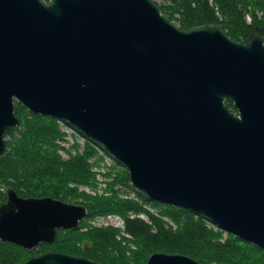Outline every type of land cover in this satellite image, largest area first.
Here are the masks:
<instances>
[{
    "label": "water",
    "instance_id": "95a60500",
    "mask_svg": "<svg viewBox=\"0 0 264 264\" xmlns=\"http://www.w3.org/2000/svg\"><path fill=\"white\" fill-rule=\"evenodd\" d=\"M14 101L100 144L149 200L264 249L261 34L179 28L153 0H0V158L20 125ZM5 193L0 241L28 251L87 216L82 204ZM0 264L103 263L47 250ZM145 264L204 263L153 252Z\"/></svg>",
    "mask_w": 264,
    "mask_h": 264
},
{
    "label": "trees",
    "instance_id": "16d2710c",
    "mask_svg": "<svg viewBox=\"0 0 264 264\" xmlns=\"http://www.w3.org/2000/svg\"><path fill=\"white\" fill-rule=\"evenodd\" d=\"M158 5L179 28L215 23L235 41H243L252 32L264 36V0H162ZM226 103L233 109L230 100ZM14 114L20 125L6 132L8 152L0 158V202L5 201V191L10 187L21 197L49 196L82 204L87 208V216L79 222L78 228L59 229L54 242L40 243L30 251L0 241V261L7 258L23 262L54 250L103 264H145L153 252L183 254L204 264H264L263 248L220 230L200 214L149 200L139 191L140 202L121 198L115 185H129L127 171L107 183L110 194L106 196L87 194L71 187L70 183L96 186V173L91 165L97 160L90 164L88 159L97 156L95 146L100 144L85 137L82 152L75 143L72 155L59 144L64 141V135L58 119L34 113L18 101H14ZM59 149L66 150L67 159L62 158ZM146 202L158 210L157 215L143 207ZM129 212L146 213L150 223L130 217ZM104 213L121 215L125 231L132 238L117 239L119 230L113 227L82 229L87 218ZM162 217H167L175 227ZM123 241L126 242L123 244ZM129 242L135 247L131 248Z\"/></svg>",
    "mask_w": 264,
    "mask_h": 264
},
{
    "label": "rangeland",
    "instance_id": "374dc122",
    "mask_svg": "<svg viewBox=\"0 0 264 264\" xmlns=\"http://www.w3.org/2000/svg\"><path fill=\"white\" fill-rule=\"evenodd\" d=\"M153 1L156 2L157 4L162 3V0H153ZM246 19L249 20V17H247ZM58 124H59L60 131L64 135V141L60 142L59 144L62 147H64L65 149H67L69 152H71L72 155H74L75 149L72 146H73V144L76 143L78 145L77 149L79 150V152H82L83 147H84L83 137L80 135H77L75 130H73L72 128L70 129V127L68 125L60 122L59 120H58ZM57 142H59V141H57ZM65 149H59V154L62 156L63 159L68 158V155H67V152ZM95 160H97L96 163L93 166L91 165V170L96 173L95 178H96L97 183H96L95 187H90L87 185H76L74 183H70L69 185L71 187H77L79 191L86 192L87 194H91V195L97 194V195H105V196L109 195L110 192L107 189V183L111 182L112 179L114 178V176H116V175H118L124 171H127V169L124 168L123 166H121L115 160H112V158H110L107 154L102 153L100 151H98L97 156L88 159V162L90 164H93ZM106 173H108V175H106ZM128 183H129V181H128ZM118 186H121V184L118 183L117 185H115V189L118 190L119 196L121 198L123 197V198L129 199V197H125V195L128 196V193L124 194V192H122ZM133 192H134L135 196H137V198L139 197V200H140V196H138V192L137 191H133ZM132 198H135V197H131V199ZM143 207L153 215H157V213H158L157 212L158 210L155 207H153L151 205V203H148V202L143 203ZM104 214H108V213H104ZM101 215H103V214H97L93 217L87 218L84 222L82 229L86 230L87 228L98 226L96 224H100V219L99 218H98V220H95V219ZM131 215H132V218L134 216H136V217L143 219L145 222L150 223V220H149L146 213L139 212L138 214H134L132 212H129V216H131ZM162 219L167 224L175 227L173 222L170 221L167 217H162ZM116 229L119 230L118 234L116 235L117 239L124 237L121 234V232H124V234L127 233L125 231V225H124V228H116ZM129 236L130 237H125V238L131 239L132 236L130 234H129ZM125 242L126 241H123L122 243L124 244ZM129 246L131 248L135 247V245L132 242H129Z\"/></svg>",
    "mask_w": 264,
    "mask_h": 264
},
{
    "label": "built area",
    "instance_id": "2783aa9c",
    "mask_svg": "<svg viewBox=\"0 0 264 264\" xmlns=\"http://www.w3.org/2000/svg\"><path fill=\"white\" fill-rule=\"evenodd\" d=\"M60 122L68 125L70 127V129L72 128L73 130L76 131V134L77 135H80L83 137V141H85V136L82 135L78 130H76L75 128H73L72 126H70L69 124H67L66 122L62 121V120H59ZM97 151H100L102 153H105L107 154L110 158H112V160H115L108 152H106L101 146H95ZM116 161V160H115ZM122 192H124V194L128 193V196L125 195V197H129V199H131V197H135V198H132L136 201H141L139 200V197L137 198V196H135L134 192L133 191H137L130 183L129 185H121V186H118ZM139 196V195H138ZM132 217V215L130 216ZM96 218V217H95ZM94 218V219H95ZM98 218L100 219V224H96L98 226H95V227H114V228H124V219L121 215L119 214H116V213H108V214H103L99 217H97L95 220H98ZM121 234L124 236V237H130L128 233L124 234V232H121Z\"/></svg>",
    "mask_w": 264,
    "mask_h": 264
},
{
    "label": "flooded vegetation",
    "instance_id": "af4514ba",
    "mask_svg": "<svg viewBox=\"0 0 264 264\" xmlns=\"http://www.w3.org/2000/svg\"><path fill=\"white\" fill-rule=\"evenodd\" d=\"M47 1V0H46Z\"/></svg>",
    "mask_w": 264,
    "mask_h": 264
}]
</instances>
